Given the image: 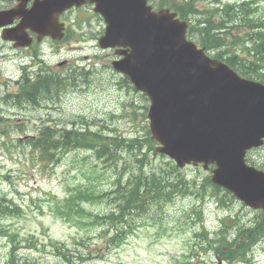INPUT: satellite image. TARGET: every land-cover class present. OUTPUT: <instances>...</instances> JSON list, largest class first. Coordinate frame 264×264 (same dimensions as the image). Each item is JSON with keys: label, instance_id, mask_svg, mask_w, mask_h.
<instances>
[{"label": "rangeland", "instance_id": "374dc122", "mask_svg": "<svg viewBox=\"0 0 264 264\" xmlns=\"http://www.w3.org/2000/svg\"><path fill=\"white\" fill-rule=\"evenodd\" d=\"M8 2L0 0V8ZM161 4L171 9L180 6L194 25L192 40L201 43L200 32L208 27L212 41L220 44L216 47L234 53L243 65L242 55L264 47V38L259 40L257 34L264 35V0L152 2L158 8ZM66 19L70 30L65 39L38 42L31 51H17L0 40V201L7 198V209L2 212L11 211L0 214V264L15 259L16 254L17 264H219L218 258L222 264H264V236L244 257L227 259L217 254L220 248L226 251L246 243L242 230L259 220L261 212L215 187L210 172L201 165L178 168L152 150L147 141L150 103L144 95L119 84L122 76L111 67L114 51L98 47L102 18L88 8ZM256 26L260 28L254 30ZM65 61L68 64L60 69ZM32 64L34 76L55 68L62 77H71L68 87L56 93H63L60 97L44 99L38 106L13 97L24 67ZM73 79L78 80L77 87ZM44 126L74 130L100 144L91 150H60L53 156L55 161L48 162L27 142ZM101 136L137 141L129 149L117 147L115 153L116 148L105 144ZM249 159L264 169V147L252 151ZM138 167L146 174L175 181L168 186L172 199L153 206L148 212L157 214L153 219L145 218L135 233L123 235V242L112 246L113 232L104 235L98 216L115 209L111 191L117 185L129 188L133 178L140 177ZM81 192L94 198L81 201ZM68 197L86 209L85 215H78L82 220L57 214L56 209L68 204L64 201ZM34 242L46 251L32 249Z\"/></svg>", "mask_w": 264, "mask_h": 264}, {"label": "water", "instance_id": "95a60500", "mask_svg": "<svg viewBox=\"0 0 264 264\" xmlns=\"http://www.w3.org/2000/svg\"><path fill=\"white\" fill-rule=\"evenodd\" d=\"M108 25L102 47H132L119 64L136 89L152 101L148 111L157 149L180 167L216 165L212 181L254 208L264 209V172L246 164V154L264 144V86L243 80L226 65L208 58L187 41V25L173 14H155L144 0H90ZM84 2V0H81ZM78 0L36 2L3 15L0 26L23 17L15 36L27 29L41 36L61 31L58 15ZM2 14H0V17Z\"/></svg>", "mask_w": 264, "mask_h": 264}, {"label": "trees", "instance_id": "16d2710c", "mask_svg": "<svg viewBox=\"0 0 264 264\" xmlns=\"http://www.w3.org/2000/svg\"><path fill=\"white\" fill-rule=\"evenodd\" d=\"M257 34L261 40L264 38V35L261 36L262 32ZM200 36L202 39L200 44L202 47H206L207 50H213L216 46L220 45L212 41L213 37L208 27L202 29ZM223 56V54L220 55L217 53L215 57L222 60ZM231 59L232 60H225V62L240 74L248 76L247 73L249 72H247V70H249V68H244V65L238 63L237 61H233L235 60V57ZM49 85V80L41 79L38 85L34 86L32 91L37 90L38 88H40L41 91H46ZM111 138L112 137H102V139L106 140L105 144L116 148L114 151L115 153L117 152V147L129 149L134 146L137 141L136 139H122L119 136H115L114 139ZM30 143L46 156H54L55 152H58L59 150H68L70 146L76 147L78 145H87L91 148L96 146L92 142V139L85 134L78 133L74 130L68 131L66 128L55 131L49 127L42 128L39 137L35 140H31ZM148 143L150 148L154 150L155 143L151 140L148 141ZM103 149L106 151V147H103ZM111 151L113 152V149H111ZM136 162L138 163L139 159ZM137 171L140 177H134L133 181L130 182L129 188H123L119 191V194L121 192V199L126 205L125 208L143 209L149 205L152 206L160 204L161 202L163 203L164 200L172 197V192L169 191L170 187L168 186L174 184L175 181L160 179L155 176L156 174H146L141 167H138ZM100 219L102 218H99V220ZM245 234L249 243H242L238 248H234L233 250L226 252L225 254L228 259L244 257L246 252L249 250L250 245L256 243L264 236V220L257 222L253 229L245 232Z\"/></svg>", "mask_w": 264, "mask_h": 264}, {"label": "flooded vegetation", "instance_id": "af4514ba", "mask_svg": "<svg viewBox=\"0 0 264 264\" xmlns=\"http://www.w3.org/2000/svg\"><path fill=\"white\" fill-rule=\"evenodd\" d=\"M11 3H13V2H11ZM11 3H9V5H6V8H8L10 5H11ZM14 5V4H13ZM13 5H11V7L13 6ZM32 5V0H31V2L28 4V6L30 7Z\"/></svg>", "mask_w": 264, "mask_h": 264}, {"label": "bare ground", "instance_id": "6f19581e", "mask_svg": "<svg viewBox=\"0 0 264 264\" xmlns=\"http://www.w3.org/2000/svg\"><path fill=\"white\" fill-rule=\"evenodd\" d=\"M42 102V101H41ZM52 102H53V99H52Z\"/></svg>", "mask_w": 264, "mask_h": 264}]
</instances>
